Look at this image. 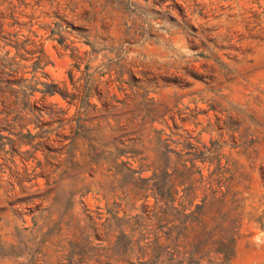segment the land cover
<instances>
[{
  "label": "rangeland",
  "instance_id": "374dc122",
  "mask_svg": "<svg viewBox=\"0 0 264 264\" xmlns=\"http://www.w3.org/2000/svg\"><path fill=\"white\" fill-rule=\"evenodd\" d=\"M167 179L264 264V0H0V264H100Z\"/></svg>",
  "mask_w": 264,
  "mask_h": 264
},
{
  "label": "trees",
  "instance_id": "16d2710c",
  "mask_svg": "<svg viewBox=\"0 0 264 264\" xmlns=\"http://www.w3.org/2000/svg\"><path fill=\"white\" fill-rule=\"evenodd\" d=\"M166 181V188L155 192V202H162L163 206H156L151 210L150 216L147 217L151 222H143L141 216L137 214L124 218L117 217L112 209L106 210L110 217L105 218L102 225L107 228L113 227L116 234L109 246L91 247L97 250L94 262L229 264L236 239L233 226L224 227L223 223L219 222L205 230L207 226L200 220L202 205H194V209L188 212H185L187 208L184 205H180L179 208L172 207L174 192L171 191L172 185L169 180ZM82 253L80 250V255ZM101 255L106 258L105 261L99 258ZM77 261H82L81 256ZM68 262L73 263L71 259Z\"/></svg>",
  "mask_w": 264,
  "mask_h": 264
}]
</instances>
